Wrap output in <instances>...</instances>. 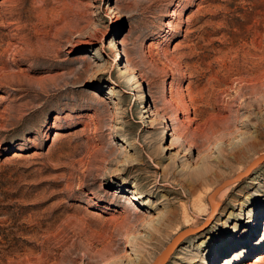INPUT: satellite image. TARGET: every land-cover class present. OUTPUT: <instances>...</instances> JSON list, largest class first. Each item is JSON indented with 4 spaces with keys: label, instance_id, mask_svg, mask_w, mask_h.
<instances>
[{
    "label": "rangeland",
    "instance_id": "374dc122",
    "mask_svg": "<svg viewBox=\"0 0 264 264\" xmlns=\"http://www.w3.org/2000/svg\"><path fill=\"white\" fill-rule=\"evenodd\" d=\"M261 153L264 0H0V264H264Z\"/></svg>",
    "mask_w": 264,
    "mask_h": 264
},
{
    "label": "water",
    "instance_id": "95a60500",
    "mask_svg": "<svg viewBox=\"0 0 264 264\" xmlns=\"http://www.w3.org/2000/svg\"><path fill=\"white\" fill-rule=\"evenodd\" d=\"M264 160V153L259 154L255 157L244 170L237 172L234 176L229 177L223 180L219 185H217L213 191L208 196V199L211 204V214H209L208 218L213 216V213L217 210L219 205V201L216 199L218 193L226 187L227 185L234 183L240 180L244 175L248 174L257 164ZM201 225L199 226H188L186 228L181 229L179 232L175 234V236L171 239V241L166 245V247L155 257V259L150 264H165L171 254L175 251L180 242L184 239L185 236L190 235L192 233L197 232L201 229Z\"/></svg>",
    "mask_w": 264,
    "mask_h": 264
},
{
    "label": "bare ground",
    "instance_id": "6f19581e",
    "mask_svg": "<svg viewBox=\"0 0 264 264\" xmlns=\"http://www.w3.org/2000/svg\"><path fill=\"white\" fill-rule=\"evenodd\" d=\"M214 127V126H213ZM212 128V127H211ZM211 130V129H210ZM212 131H215V130H213V128H212ZM212 131H210V132H212ZM208 132V131H207ZM205 136V135H204ZM205 137H207V134H206V136ZM249 180V179H248ZM133 183L136 185V186H138V187H141L142 186V184H143V180H141L140 179V177H138V176H136L135 178H134V181H133ZM200 183V182H199ZM230 188V187H229ZM229 188H225L224 189V191L222 190L221 192V194H220V196L221 195H223V194H226L227 193V190H229ZM216 199L219 201V199L217 198V196H216ZM220 203V202H219ZM219 206V205H218ZM218 208V207H217ZM210 213H211V210H210ZM215 214V212L213 213V215ZM261 257V256H260ZM260 257H258V259H260ZM257 259V260H258ZM258 262V261H257Z\"/></svg>",
    "mask_w": 264,
    "mask_h": 264
}]
</instances>
